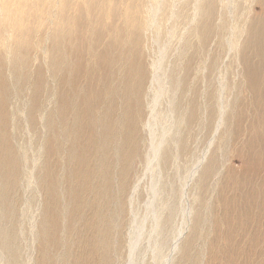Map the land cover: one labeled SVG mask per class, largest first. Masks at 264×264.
Here are the masks:
<instances>
[{
	"label": "bare ground",
	"instance_id": "1",
	"mask_svg": "<svg viewBox=\"0 0 264 264\" xmlns=\"http://www.w3.org/2000/svg\"><path fill=\"white\" fill-rule=\"evenodd\" d=\"M252 1L0 0L5 264H198L225 235L212 226L240 223L249 199L238 179L224 195L222 168L244 101L264 98L246 75L264 69ZM257 102L241 144L258 169Z\"/></svg>",
	"mask_w": 264,
	"mask_h": 264
},
{
	"label": "rangeland",
	"instance_id": "2",
	"mask_svg": "<svg viewBox=\"0 0 264 264\" xmlns=\"http://www.w3.org/2000/svg\"><path fill=\"white\" fill-rule=\"evenodd\" d=\"M47 1H50V0H47ZM40 8L42 9V4L40 5ZM262 12H263L262 2L259 0H253L250 4V15L258 16L261 19L262 18V16H261ZM262 42H264V37L262 38ZM251 55H253V54L251 53ZM252 61H253V59H252ZM248 72H250V73H248ZM247 74H250V76L256 75V77H258V79L253 78L254 79L253 81L256 80L255 81L256 86H259V89L262 90L261 92L263 93L264 92V69L261 71L257 70V73L255 71H246V75ZM251 89L252 88H250V90ZM259 96L251 94L249 96V99L250 100L254 99L256 102L258 100L257 103H259L260 101L263 102L264 98L261 96L259 97ZM249 99L244 101V104H243V106L245 107V109L243 111V119H242V124L244 126V129H243L244 132L241 133L240 137H238V139L240 138L239 141H238V139H235V141H234L235 134H236L235 132H236L237 127L235 125L233 127H231L232 128L231 130L233 131L232 133H235V134H231L230 140L228 142V146H226V149H225L224 154H223L224 159H223L222 176H223V182L226 184V186L224 185L225 187H223L224 188V195L226 197H228V198L231 197L230 193L232 190H231L230 186L235 181V179H238L241 182V188H240V189H242V190H240V191H242L241 195L247 196V200L249 199V201H251V200L252 201L251 202L248 201V203L245 202L246 206L244 203L242 204V207L243 208L245 207V209H242V210L240 209L241 210V214H240L241 221H240V223L232 222V221H234V220H232V218L229 219V221H231L230 223H228V224H230V227H232L231 224L234 223V224H232L233 227L231 229H230V227H228L229 225H227V224L221 225V226L219 225L216 228L214 226H212V230H217V231L221 230L222 234L223 235L225 234V235L221 239V238H218L215 233L214 234L212 233L213 234V240L211 237V240H210L208 246H202L201 247L204 250H201L202 251V257H200L198 259L200 264H204V263L205 264H219L218 263L220 260L219 258L217 259L215 257L216 259L212 258L214 261L211 260V257L215 254V250L212 248L210 249L211 241L214 242V246H216L215 249H218L219 248L218 246H223V250H224V252H226V255H225V253H223L224 254V261H222V259H221L220 264H229L230 262H231L230 264H235V263H237V264H264V200H263L264 199V168L260 167L257 169V167H258L257 163L258 162L256 160L258 158L255 160V158L257 156L255 157L254 155L255 154L258 155L260 153H258L256 150H253V149L251 150V149H248V148L243 146V144H244L243 141H246V139L253 141L252 137L255 136L254 135L255 132H253V130L249 129V127H250L249 123L257 115L255 116L253 114L254 107L251 105V103H249L250 102ZM246 102H248V103H246ZM241 103H242V101L239 102L240 110L243 108ZM242 124H241V127L243 128ZM257 128H259V131H262L261 125H258L256 127V129ZM256 129H254V131H256ZM250 137H251V139H248ZM260 138L263 139L262 136ZM242 142H243V144H241ZM251 156H254V157L252 158ZM218 189L219 188H217V190ZM21 190L19 191L20 193H18V194H21ZM219 192L218 193L213 192V194H212V197H213L212 209L216 210V208H217V211L221 212V211H223V208H221V206L218 204V201H217V199L219 198ZM12 194L14 196V192L11 193L10 195H12ZM253 195H254V197H253ZM214 196H216V197H214ZM226 202H227V200H226ZM254 202H255V204H254ZM247 204H251V207L248 206V209H246ZM252 204H253V207H252ZM229 206H228V208H231ZM250 209L252 211H250ZM179 219L180 218L177 217V221H179ZM145 224H147V228H148L149 222H146ZM186 229L188 230V228H186ZM187 230L184 231L185 232L184 236L182 233L181 238L186 236ZM212 234H211V236H212ZM216 237H217V239H216ZM233 241H234V243L231 244V242H233ZM20 242L18 243V241H17L19 246L22 245L21 246L22 249L19 247V250L21 251V252L19 251L20 252L19 254L21 256L22 250L25 253L28 252V250H27L28 244L26 247V244L24 241H20ZM215 243H216V245H215ZM230 244H231V248L229 247ZM236 244H238L237 247H236ZM241 245L243 248H241ZM23 246H24V248H23ZM238 247H240V248H238ZM237 250L239 251V255H237V257H236L234 255H236V252H238ZM211 251H212V253L214 251V253L212 255H211ZM229 251H231L230 252L231 254L229 253ZM3 253H5V252L3 251L1 253L2 255H0V256H2V259L4 258L6 260ZM148 253L149 252H147V255H148ZM206 255H207V257H206ZM230 256H232V257H230ZM206 258H207V260H209V261L211 260V261L210 262L207 261ZM227 258L229 261H225V260H227ZM2 259H1L0 264H5L6 263L5 260L4 259L2 260ZM19 263L21 264V258H20Z\"/></svg>",
	"mask_w": 264,
	"mask_h": 264
}]
</instances>
